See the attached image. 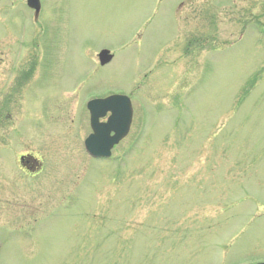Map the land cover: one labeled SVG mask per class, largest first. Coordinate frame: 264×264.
Returning <instances> with one entry per match:
<instances>
[{"label": "rangeland", "instance_id": "obj_1", "mask_svg": "<svg viewBox=\"0 0 264 264\" xmlns=\"http://www.w3.org/2000/svg\"><path fill=\"white\" fill-rule=\"evenodd\" d=\"M40 1L0 0V264L263 263L264 0ZM115 94L130 133L92 159Z\"/></svg>", "mask_w": 264, "mask_h": 264}, {"label": "water", "instance_id": "obj_2", "mask_svg": "<svg viewBox=\"0 0 264 264\" xmlns=\"http://www.w3.org/2000/svg\"><path fill=\"white\" fill-rule=\"evenodd\" d=\"M28 7L35 11L38 17L41 4L40 0H28ZM113 56L108 50L99 54L102 66L109 64ZM87 108L90 112V126L92 134L85 140L86 152L94 159H109L115 146L124 140L131 129L133 108L127 96L114 95L106 99L92 100ZM110 116L107 122L101 119Z\"/></svg>", "mask_w": 264, "mask_h": 264}, {"label": "flooded vegetation", "instance_id": "obj_3", "mask_svg": "<svg viewBox=\"0 0 264 264\" xmlns=\"http://www.w3.org/2000/svg\"><path fill=\"white\" fill-rule=\"evenodd\" d=\"M19 163L21 170L30 175L38 174L43 168V163L30 153L21 155Z\"/></svg>", "mask_w": 264, "mask_h": 264}]
</instances>
